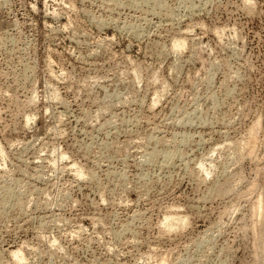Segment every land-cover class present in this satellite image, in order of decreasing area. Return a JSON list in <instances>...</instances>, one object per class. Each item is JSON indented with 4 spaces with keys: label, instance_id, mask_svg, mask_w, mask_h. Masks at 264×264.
Segmentation results:
<instances>
[{
    "label": "rangeland",
    "instance_id": "rangeland-1",
    "mask_svg": "<svg viewBox=\"0 0 264 264\" xmlns=\"http://www.w3.org/2000/svg\"><path fill=\"white\" fill-rule=\"evenodd\" d=\"M258 212L264 0H0V264H264Z\"/></svg>",
    "mask_w": 264,
    "mask_h": 264
},
{
    "label": "bare ground",
    "instance_id": "bare-ground-1",
    "mask_svg": "<svg viewBox=\"0 0 264 264\" xmlns=\"http://www.w3.org/2000/svg\"><path fill=\"white\" fill-rule=\"evenodd\" d=\"M186 44L187 43H185V41L184 40H175V41H173V44H172V48L174 49V51L176 52V51H182L184 48H185V46H186ZM137 72V71H136ZM137 76V75H136ZM252 133V132H251ZM254 136V135H253ZM252 139V138H251ZM249 141V140H248ZM247 141V142H248ZM252 142V143H251ZM250 143L251 144H253V141H251ZM249 144V143H248ZM247 144V145H248ZM242 146H244V147H246V145H242ZM252 147H253V145H251ZM251 148V147H250ZM246 149V148H245ZM243 150V149H242ZM248 150H249V146H248ZM251 150V149H250ZM250 150H249V152H250ZM64 159V158H63ZM62 159H60L59 161H61ZM65 160V159H64ZM63 160V161H64ZM73 167V166H72ZM77 167V166H76ZM75 167V168H76ZM79 167V166H78ZM81 169V168H80ZM77 172H80V170H78ZM82 172V171H81ZM83 173V172H82ZM79 174H81V173H79ZM83 175V174H82ZM258 201V204H256V205H258L257 206V208H258V211H259V209H260V205H262L261 203V201H259V199L257 200ZM256 201V202H257ZM253 207H255V206H253ZM263 207V206H262ZM253 210V209H252ZM255 213H257V211L255 212ZM252 215H253V213H252ZM178 216V215H177ZM175 217L174 215L172 216H170V217H168V218H166L165 220H166V226L169 228V229H167V231H169V230H171L172 228L174 229L173 231H175V229H179V228H183V227H185L186 225H187V219L185 218V219H181V218H178V217ZM256 216V215H255ZM254 216V217H255ZM253 217V216H252ZM256 220V219H255ZM253 222V221H252ZM254 223H257V226L259 227L258 228V230H262L263 232H260L261 234L260 235H262V233H263V236L262 237H258L259 239H261V238H264V213L263 212H261V213H259L258 212V215H257V222H254ZM253 225V224H252ZM164 227V226H163ZM253 227H254V225H253ZM252 227V228H253ZM256 227V226H255ZM254 229L255 228H253V230L252 231H254ZM251 230V229H250ZM254 234H255V232H253ZM259 233V232H258ZM257 233V234H258ZM259 235V234H258ZM262 240V239H261ZM260 240V242H263V240L261 241ZM257 241H259V240H257ZM257 243L258 242H256L255 244L257 245ZM259 244V243H258ZM261 244H264V243H261ZM261 244H259V245H257V247H256V245H255V248L257 249L258 248V246L260 247V245ZM264 246V245H263ZM262 247V246H261ZM254 249V248H253ZM256 249H255V252H256ZM259 249V248H258ZM262 251H263V249H262ZM257 252H258V250H257ZM259 252H261V248H260V250H259ZM258 252V253H259ZM261 254H262V252H261ZM260 254V255H261ZM258 254H256V256H257ZM262 255H264V253L262 254ZM11 256H12V258L14 259V260H19L20 259V257H21V254H20V252H14V253H12L11 254ZM255 256V257H256ZM259 256V255H258ZM261 257V256H260ZM263 257V256H262ZM256 259H258V260H260V258H258V257H256ZM261 259H263V258H261ZM264 260V259H263ZM262 260V261H263ZM261 262V260L259 261V263ZM258 263V261L255 263V264H257ZM161 264H163V262L161 263ZM261 264V263H260ZM263 264V263H262Z\"/></svg>",
    "mask_w": 264,
    "mask_h": 264
}]
</instances>
